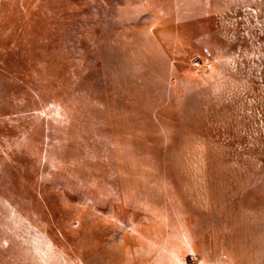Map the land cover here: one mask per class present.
Wrapping results in <instances>:
<instances>
[{"label": "rangeland", "instance_id": "obj_1", "mask_svg": "<svg viewBox=\"0 0 264 264\" xmlns=\"http://www.w3.org/2000/svg\"><path fill=\"white\" fill-rule=\"evenodd\" d=\"M0 264H264V0H0Z\"/></svg>", "mask_w": 264, "mask_h": 264}]
</instances>
